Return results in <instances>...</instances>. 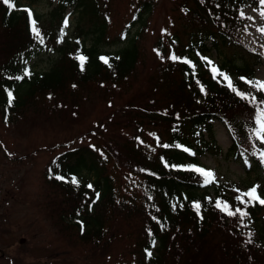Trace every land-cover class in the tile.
<instances>
[{"label": "trees", "instance_id": "1", "mask_svg": "<svg viewBox=\"0 0 264 264\" xmlns=\"http://www.w3.org/2000/svg\"><path fill=\"white\" fill-rule=\"evenodd\" d=\"M47 1L53 5L48 16H32L40 32L37 38L27 12L18 10L19 0H12V9L0 0V122L19 133L31 114L79 119L86 104L98 101L104 106L103 116L82 139L87 141L65 148L44 168L46 194L40 208L72 245L68 262L264 264V206L247 207V227L239 214L229 216L215 206L220 200L228 210L243 209L236 197L253 185L206 184L191 170L201 165L190 154L221 152L212 125L218 121L231 135L226 158L246 174L260 173L257 157L244 155L254 144L246 134L254 126L257 107L263 108L259 101L264 93L242 82L253 81L259 60L237 34L247 21L240 12L257 0H169L173 27L177 25L165 42L156 43L160 60H154L153 71L145 67L137 39L164 0H131V19L113 38L108 35L112 0ZM68 9L81 23L78 34L92 37L90 45L61 35ZM133 28L138 29L129 39ZM126 38L127 45L115 55L101 52L102 43L111 46ZM50 50L57 52L53 67L29 73L26 63ZM212 51L221 60L220 72L239 92L256 96V103L241 99L223 77L213 78L207 63ZM173 53L181 60L169 59ZM78 55L86 57L83 71ZM9 91L14 97L10 106ZM82 173L93 181L71 183ZM258 194L264 197V185ZM249 232L252 243H246Z\"/></svg>", "mask_w": 264, "mask_h": 264}, {"label": "rangeland", "instance_id": "2", "mask_svg": "<svg viewBox=\"0 0 264 264\" xmlns=\"http://www.w3.org/2000/svg\"><path fill=\"white\" fill-rule=\"evenodd\" d=\"M130 1L112 0L108 16L110 38L118 35L131 19ZM19 4V11L30 4L31 12L41 15V18L48 16L53 7L47 0H39L33 4L29 0H19ZM260 8V4H256L242 10L246 17L254 19H248L239 30V34L247 48L260 56V63L255 67V80L264 82V33L257 31L258 28L264 27V19L259 15ZM64 17L68 20L67 27H63L66 40L70 42L82 40L90 45L92 37L78 34L76 30L81 24L76 14L68 9ZM176 25L177 23L175 27ZM175 27L170 15V2L164 0V7L155 8L148 17L140 39H137L140 54L148 71L154 70V60H160V55L155 50L156 43L159 40L165 42ZM137 29L131 30L129 39L134 36ZM128 38L123 42L111 43L114 44L111 46L102 43L100 50L106 55H115L127 45ZM216 57L212 51L210 59L218 66ZM57 60L55 50L43 51L25 66L29 73L41 74L49 71ZM103 111V104L93 101L85 105L79 119H72L67 114L49 117L31 114L24 121L19 133L14 129L5 128L0 122V264H81L77 261L68 262L67 257L70 256L68 253L73 251L72 245L56 233L40 208L46 194L43 174L46 164L56 154L69 146L87 141L82 139L93 123L98 122L103 116ZM83 123L86 124L82 125ZM212 125L216 145L222 152L208 151L201 155L199 163L203 165V169L211 171L217 182H234L240 186L251 183L259 187L264 185V165L261 174L246 175L240 164L224 155L231 144V137L225 126L217 121L212 122ZM253 130H249L248 138L261 146L260 149H251L259 156V152L264 150V143L253 134ZM76 180L91 183L93 178L82 173Z\"/></svg>", "mask_w": 264, "mask_h": 264}, {"label": "snow or ice", "instance_id": "3", "mask_svg": "<svg viewBox=\"0 0 264 264\" xmlns=\"http://www.w3.org/2000/svg\"><path fill=\"white\" fill-rule=\"evenodd\" d=\"M2 2L5 5H7L9 9L14 8V4H13L12 0H2ZM259 4L261 6V8L259 10V15L261 16L262 19H264V0H259ZM24 11L27 12L29 20L31 22V31L33 32V34L37 38H40V32H39L38 28L36 27V22H35V20L32 19L33 13L31 12L30 9H25ZM240 16L242 18L245 17V14H244L243 11L240 12ZM247 19L253 20L254 18L253 17H247ZM67 25H68V20H67V18H65L63 27L66 28ZM257 31H259L261 33H264V27L258 28ZM61 35L63 36V28L61 29ZM41 42H42V38H41ZM76 59L79 61L80 70L83 71L84 70V64H85V61H86V57L83 56V55H78L76 57ZM169 59H171L172 61L181 60V58L177 57L174 53L169 56ZM101 60L105 64H108V60L106 58L101 57ZM183 62L184 63H191L190 61H187V60H183ZM208 63L211 64V61H208ZM212 72H213V78L214 79L216 78V75H220L221 77H223V79L227 81V86L229 88H231V90L233 92H235L236 95L240 96L241 99H250L251 102H253V103L257 102V97L256 96L253 95V96L248 97V96H245L243 93L239 92L233 86L231 80L227 77V75L222 73V72H219V70L216 69L215 66L212 67ZM25 75H28V73L26 72ZM16 79H22V77H16ZM248 83H250L253 87H255L257 91L264 92V82L255 81V82H248ZM201 91H204V89L201 88ZM13 99H14V97H13L12 93L9 91L8 92V103H9V106L11 105ZM259 103L264 105V100L259 101ZM5 122H7V117H5ZM256 124H257V128L253 130V134L258 139H260L262 143H264V135H262V134H264V108L257 107V110H256ZM162 147L167 148V147H169V145H162ZM176 147H180V146L177 145ZM185 151H187V149H185ZM253 155H256V153L254 152ZM258 158H259L261 164L264 165V150H261L259 152ZM191 170L195 171L197 173H200L204 177V182L206 184L210 183V182H213V180H214V174L211 171H209V170H205V169H202V168H193ZM55 178L58 179V180H64V177H62V176H56ZM71 183L78 184V181L76 180L75 177H73L72 180H71ZM88 187L91 188L92 185H88ZM258 188H259L258 185L253 186L247 192L241 193L240 195H238L236 197L237 201L240 204L244 205L243 209L240 208V207H236L234 211L233 210H228L229 206L227 205V203L224 202V206L222 207V202L220 200H217L215 202V206L217 208H220L221 211H226L227 215H229V216H236L237 214H239V217H240V220H241V224L243 226L247 227L248 225L243 223L244 222V218L248 217L250 215L247 212V210H246L247 207L250 206V205L255 207L257 203L259 205H261V206H264V197H262L261 195L258 194ZM244 197H247L248 199H244ZM98 198H99V193H97V199ZM193 207L195 209H199L200 205L199 204H194ZM174 208H175V205H174ZM78 223H80L81 232L83 233L84 225H83L82 222H78ZM252 235H253L252 232L248 233V240L246 241V243H252V239H251ZM154 244H155V241L153 240V245ZM146 255L150 257L152 255V253L150 251L146 250Z\"/></svg>", "mask_w": 264, "mask_h": 264}]
</instances>
